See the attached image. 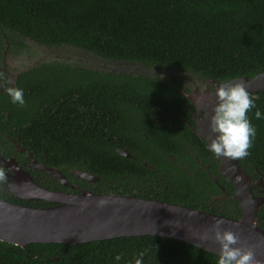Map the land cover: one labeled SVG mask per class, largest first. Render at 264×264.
Here are the masks:
<instances>
[{
  "label": "trees",
  "instance_id": "trees-1",
  "mask_svg": "<svg viewBox=\"0 0 264 264\" xmlns=\"http://www.w3.org/2000/svg\"><path fill=\"white\" fill-rule=\"evenodd\" d=\"M26 39L218 82L252 78L264 72V0H0V81L4 54L19 57L24 49L34 54ZM166 78L40 63L15 79L13 87L24 90L23 106L13 104L6 91L0 93V155L19 164L25 161L13 140L38 162L89 191L128 192L240 219L239 203L219 170L220 161L182 119L191 121L189 101L175 89L181 88L177 79ZM251 96L264 112V91ZM254 111L247 114L256 127L255 139L249 155L238 158L252 181L264 174V119H255ZM24 169L38 185L68 191L52 175ZM75 171L98 177V182L81 181ZM258 191L252 189L254 195ZM0 199L30 207L51 205L14 197L6 181L0 182ZM257 223L264 230V204ZM139 253L142 264H215L217 257L149 235L24 248L0 241V264H114L116 254L122 256L118 264H131Z\"/></svg>",
  "mask_w": 264,
  "mask_h": 264
},
{
  "label": "water",
  "instance_id": "water-1",
  "mask_svg": "<svg viewBox=\"0 0 264 264\" xmlns=\"http://www.w3.org/2000/svg\"><path fill=\"white\" fill-rule=\"evenodd\" d=\"M25 42L35 52H27L13 58L14 62H19L15 75L37 67L40 63L61 62L65 56H70L71 61L81 68L117 75H144L165 79V76L175 74L173 70L148 68L141 63L109 60L75 46L53 48L40 46L30 39ZM5 56L4 54V58ZM4 66L5 59L1 69L4 78L0 83V92L3 91L7 75ZM179 72L185 75L182 71ZM240 80L247 85L250 94L264 91V72L252 78H234L226 82L212 79V82L214 87H218L222 83ZM185 97L195 105L198 116L201 110L205 112L200 120L196 121L195 133L208 144L214 135L210 130L209 121L217 102L216 96L214 93L204 96L199 101L201 107L196 106L189 94H185ZM118 152L124 157H130L125 151ZM27 158L31 159V156L28 154ZM217 159L220 161L222 176L234 189L232 198L239 203L240 219L179 204L134 196L98 194L81 188L78 193L52 191L35 183L14 158H3L0 155V165L7 171L6 182L11 195L26 201L39 199L51 204L30 207L0 199V241L24 248L31 243L75 245L118 237L149 235L175 239L219 255V244L211 238V228L215 220L222 218V230H231L239 238L234 246L251 248L256 258L264 264V230L257 223V211L264 204V174L259 173L258 179L252 181L242 170L238 158L217 156ZM31 166L52 175L63 185L68 184L56 168L41 165L35 159L32 160ZM76 176L87 182L98 179L79 171ZM254 187L260 188L259 195L252 193ZM206 232L209 239L201 240V236Z\"/></svg>",
  "mask_w": 264,
  "mask_h": 264
},
{
  "label": "clouds",
  "instance_id": "clouds-1",
  "mask_svg": "<svg viewBox=\"0 0 264 264\" xmlns=\"http://www.w3.org/2000/svg\"><path fill=\"white\" fill-rule=\"evenodd\" d=\"M201 92L207 90L206 84L200 85ZM13 104L23 106L24 90L19 87L5 89ZM214 95L216 104L209 121V127L214 134L207 149L218 157L243 158L249 155L248 149L256 136V127L251 123L248 112L255 109L253 115L257 120L264 119V112L256 106L255 100L247 90V85L242 81L222 83L216 87ZM8 180L6 169L0 165V182ZM103 203V202H101ZM223 219L215 220L211 228V238L219 244V255L215 264H261L251 248L235 247L238 236L231 230H222ZM209 239L208 233L201 236V240ZM139 253L131 264H142ZM122 256H113L114 264L121 261Z\"/></svg>",
  "mask_w": 264,
  "mask_h": 264
},
{
  "label": "flooded vegetation",
  "instance_id": "flooded-vegetation-1",
  "mask_svg": "<svg viewBox=\"0 0 264 264\" xmlns=\"http://www.w3.org/2000/svg\"><path fill=\"white\" fill-rule=\"evenodd\" d=\"M24 53H27L26 52V50L24 49L23 50V54ZM22 54V55H23ZM4 59H5V66H4V69L7 71V75H6V81H5V85H4V88H3V91H1V92H5V89H7L8 87H13V85H14V83H15V79H16V77H18V75H15V72L17 71V67H18V64H19V62H17V61H13V58L12 57H9V58H7V56H5V58H4V56H3V58H2V62H1V69H2V67H3V61H4ZM62 63H67V64H74V62H72L71 61V57L70 56H65V57H63V60L61 61ZM14 63V64H13ZM174 71V73L175 74H170L169 76H171V77H175V79H177V82L179 83V85L181 86V88L180 87H175V89H177V90H179L180 91V93L185 97V94H189L191 97H192V99H193V101L196 103V106L197 107H201L200 106V104H199V101L200 100H202V98L204 97V96H206V95H208V94H211V93H214L215 92V89H216V87H214L213 86V82H212V79L211 78H209V77H202V76H198V75H195V74H186V75H181V74H179L180 72L179 71H177V70H173ZM2 74H3V72H2ZM169 76H165L164 78H165V80H168L166 77H169ZM3 78H4V74H3ZM210 79V80H209ZM162 81H163V79H161ZM2 81H3V79H2ZM2 81H0V83L2 82ZM168 84H170V85H172L170 82L168 83ZM201 84H206L207 85V90L206 91H204V92H201V90H200V85ZM173 87H174V85H172ZM178 88H180V89H178ZM0 92V93H1ZM186 98V97H185ZM187 99V98H186ZM189 103H190V108H189V114H190V117H191V121H187L185 118H182L183 119V121L185 122V124L187 125V127L189 128V130L192 132V133H194V135H196L198 138H199V136L195 133V130H196V128H197V123H196V121L197 120H200V118H201V116H203L204 114H205V112L203 111V110H201V112H200V114H199V116L197 115V113H196V107H195V105L192 103V102H190L189 101ZM93 110H94V108L93 107H91ZM196 113V114H195ZM157 114V113H156ZM157 126H158V124H157ZM6 138H8V136H6ZM199 139H201V138H199ZM201 140H203V139H201ZM204 141V140H203ZM11 143L14 145V147H15V149L17 150V152L19 153V154H21V155H23V157H24V159H25V161H21V163L19 164V163H17L18 165H20V166H22L23 168H28V167H31L32 168V166H31V163H32V160L33 159H35L29 152H27L24 148H20L19 146H18V144H15L14 143V141L13 140H11ZM206 143V142H205ZM119 150H122V151H125V150H123V149H118L117 148V151H119ZM125 152H127V151H125ZM119 153V152H118ZM128 153V152H127ZM30 155L31 156V159H29V158H27V155ZM129 154V153H128ZM130 155V154H129ZM195 158V157H194ZM36 160V159H35ZM37 161V160H36ZM196 161L203 167V165H202V163L201 162H199L197 159H196ZM17 162V161H16ZM38 162V161H37ZM39 164H41L40 162H38ZM41 165H43V164H41ZM145 165V164H144ZM45 166V165H44ZM47 167V166H46ZM33 170H37V169H35V168H32ZM220 170V169H219ZM37 171H41V170H37ZM76 172H78V171H75V176H76ZM79 172H81V171H79ZM6 173H7V171H6ZM84 173V172H83ZM62 174V173H61ZM76 178L77 179H81L80 177H77L76 176ZM66 179V178H65ZM99 179V178H98ZM98 179L96 180V181H93V182H87V181H84V180H82L81 179V181H84V182H87V183H97L98 182ZM211 179L215 182L216 180L214 179V178H212L211 177ZM67 180V179H66ZM68 181V184L67 185H63V186H67V189H68V191L67 192H70V191H72V190H78V192H79V190H80V188L81 189H84V190H88V189H86V188H84V187H81V186H79L77 183H73L72 181H69V180H67ZM216 184H218V182L216 181L215 182ZM6 185H7V187H8V184H7V182H6ZM72 185V186H71ZM93 188H96V186H94ZM220 188H221V190L224 192V189L222 188V186H220ZM260 189V188H259ZM89 191V190H88ZM122 191H124V192H126L125 190H122V189H120L119 190V192H122ZM77 192V193H78ZM91 192H93V191H91ZM95 193V192H94ZM258 193L260 194V192L258 191ZM98 194H105V193H98ZM106 194H109V193H106ZM116 195H118L117 193H115ZM125 194H128V192H126ZM125 194H123L124 196H130V195H125ZM226 193H224V195H225ZM120 195H122V194H120Z\"/></svg>",
  "mask_w": 264,
  "mask_h": 264
}]
</instances>
